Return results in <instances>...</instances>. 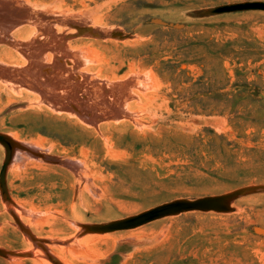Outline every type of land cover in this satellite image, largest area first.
Instances as JSON below:
<instances>
[{"label":"rangeland","instance_id":"rangeland-1","mask_svg":"<svg viewBox=\"0 0 264 264\" xmlns=\"http://www.w3.org/2000/svg\"><path fill=\"white\" fill-rule=\"evenodd\" d=\"M242 3L0 0V264H264V9L218 11Z\"/></svg>","mask_w":264,"mask_h":264},{"label":"water","instance_id":"water-1","mask_svg":"<svg viewBox=\"0 0 264 264\" xmlns=\"http://www.w3.org/2000/svg\"><path fill=\"white\" fill-rule=\"evenodd\" d=\"M241 9H264V3L235 4V5L220 8L218 9V11L223 12V11L241 10ZM0 143L4 146L5 152H6L5 160L0 170V190H1L3 199L5 201H11L8 188H7V172H8L9 165L13 159L15 143L7 135L1 132H0ZM228 197L229 196L222 197L223 201H226ZM213 203H214V200L205 199V200H199L195 202H180V203L172 204L169 206L157 207L155 211H148L144 214L127 219L125 221L112 224L110 227L123 228V227H128L131 225H137V224L144 223L148 220H151L155 217L166 215V213L168 212L173 213V211L175 212V211H179L183 209L199 208V207H204L208 205L210 206V205H213ZM12 253L13 252L0 248V256L7 257V256L12 255ZM16 254L22 255V253H16Z\"/></svg>","mask_w":264,"mask_h":264},{"label":"crops","instance_id":"crops-1","mask_svg":"<svg viewBox=\"0 0 264 264\" xmlns=\"http://www.w3.org/2000/svg\"><path fill=\"white\" fill-rule=\"evenodd\" d=\"M8 172H7V188H8V192H9V195H10V190H9V186H8V184H9V182H8ZM0 192H1V190H0ZM2 195V194H1ZM10 198H11V196H10Z\"/></svg>","mask_w":264,"mask_h":264},{"label":"bare ground","instance_id":"bare-ground-1","mask_svg":"<svg viewBox=\"0 0 264 264\" xmlns=\"http://www.w3.org/2000/svg\"><path fill=\"white\" fill-rule=\"evenodd\" d=\"M156 210V209H155ZM155 210H152V211H155ZM172 210V209H171Z\"/></svg>","mask_w":264,"mask_h":264}]
</instances>
